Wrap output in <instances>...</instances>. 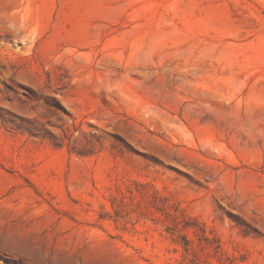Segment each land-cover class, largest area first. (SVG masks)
I'll return each mask as SVG.
<instances>
[{
    "label": "rangeland",
    "instance_id": "rangeland-1",
    "mask_svg": "<svg viewBox=\"0 0 264 264\" xmlns=\"http://www.w3.org/2000/svg\"><path fill=\"white\" fill-rule=\"evenodd\" d=\"M0 264H264V0H0Z\"/></svg>",
    "mask_w": 264,
    "mask_h": 264
}]
</instances>
